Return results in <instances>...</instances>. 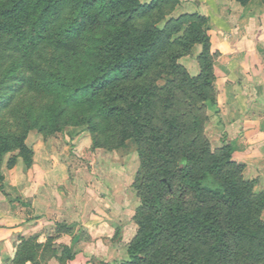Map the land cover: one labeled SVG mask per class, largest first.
Masks as SVG:
<instances>
[{
	"label": "trees",
	"instance_id": "1",
	"mask_svg": "<svg viewBox=\"0 0 264 264\" xmlns=\"http://www.w3.org/2000/svg\"><path fill=\"white\" fill-rule=\"evenodd\" d=\"M156 3L0 0V165L5 152H28L23 140L31 128L51 132L86 125L101 131L126 122L135 126L121 128L123 137L138 144L140 168L134 182L142 201L128 258L115 264L264 263V221L259 218L264 196L252 194L251 183L242 179L231 144L211 151L200 127L202 103H215L216 53L210 52L202 28L205 17L198 14L190 23L187 42L201 46L199 73L190 77L183 71L176 90L164 87L165 106L167 99L195 96L197 102H189L186 113L164 115L163 125L153 126L151 97L161 87L130 94L121 84L142 76L164 41L165 29L150 25L137 31L131 23ZM29 94L44 103L37 109L18 103ZM129 97L132 111L123 104ZM10 111H16L20 133L1 125ZM51 240L20 237L8 264H42L46 256L67 264L72 250L52 246Z\"/></svg>",
	"mask_w": 264,
	"mask_h": 264
},
{
	"label": "rangeland",
	"instance_id": "2",
	"mask_svg": "<svg viewBox=\"0 0 264 264\" xmlns=\"http://www.w3.org/2000/svg\"><path fill=\"white\" fill-rule=\"evenodd\" d=\"M139 1L148 4L152 0ZM232 3L251 13H259L257 14L259 16L264 12V0H247L245 4L238 0H157L153 8L141 12L131 23L137 31L150 25L165 29L164 41L156 48V56L151 63L149 61L143 75L137 79H127L121 84L130 94L135 91L137 93L140 89L150 90L155 86L161 87L156 89V94L151 97L149 113L152 112L150 121L153 126H162L164 115L186 113L189 109L188 103L192 100L194 103L197 102L195 96L191 94L192 96L187 97L183 94L177 99H167L165 106L164 87L169 85L176 90L181 83L179 78L183 71L190 77L199 73L197 56L201 46L199 43L187 46V42L190 41V23L197 19L196 15H203L205 22L202 28L209 35L210 52L216 55L213 56L215 103L209 101L202 103L205 117L200 125L202 135L208 141L211 151L220 148L224 142H229L232 146V159L242 166L240 171L242 179L251 183L252 194L264 196V171L259 169L261 164H251L241 156L244 152V147L239 141L242 136L241 118L237 122V119H232L235 122L231 125L228 116L217 102L219 90L215 67L220 52L215 46V41L218 33L230 31L236 26L234 24L232 27V21L228 19L231 15L229 13L234 12ZM211 89H208L209 94H212ZM224 95L230 96L226 92L223 93ZM131 98L123 102L129 111H132V106L129 104ZM44 100L42 97L29 94L22 96L18 103L37 109ZM15 113L16 111L5 113L1 125L20 133L22 127L17 125ZM144 121V118H139L141 126ZM105 127H113V129L98 131L86 125H64L61 130L51 132L36 128L27 130L23 142L28 152H19V149L15 148L2 156L0 170L3 180L0 181V194L6 199L25 200L26 196L16 187L25 188L26 182L30 186L36 182L34 177L41 176V178L45 177L44 185L47 192L53 191L56 195L57 189H54V184H57L61 188L57 190L58 193L62 194V191L72 198L74 204L97 205L100 209L106 210L112 206L117 212L121 208L120 213H114L116 217L106 212L112 222V227L106 236L113 243L112 247L123 244L126 250L125 258L106 263L115 264L128 258L127 247L137 232L135 214L142 200L134 181L140 168V157L137 142L130 137H123V128H121L135 126H129L125 122L111 123ZM114 217L117 219L121 217L119 223L113 222ZM259 218L264 221V207L259 212Z\"/></svg>",
	"mask_w": 264,
	"mask_h": 264
},
{
	"label": "crops",
	"instance_id": "3",
	"mask_svg": "<svg viewBox=\"0 0 264 264\" xmlns=\"http://www.w3.org/2000/svg\"><path fill=\"white\" fill-rule=\"evenodd\" d=\"M231 5L234 12L229 13L228 19L232 27L236 26L218 33L215 41L220 52L215 67L217 102L231 125L235 122L232 119L237 122L241 118V156L251 164H261L259 169L264 171V12L259 16L237 4ZM221 91L230 96H223ZM34 181L30 186L26 182L25 188L16 187L26 196L25 200L6 199L0 194V264H8L20 237L30 235H35L39 243L52 239V246H68L73 255L67 264H106L125 258L123 244L112 247L106 236L112 227L106 212L116 217L114 213L121 208L117 212L112 206L106 210L97 205L74 204L62 191L58 193L61 188L57 184L56 195L47 192L45 177H34ZM115 217L113 222L119 223L121 217ZM42 264L59 262L54 256H46Z\"/></svg>",
	"mask_w": 264,
	"mask_h": 264
}]
</instances>
